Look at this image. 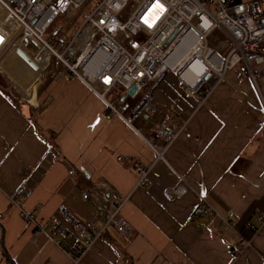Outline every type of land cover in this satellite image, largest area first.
Instances as JSON below:
<instances>
[{
    "label": "crops",
    "instance_id": "1",
    "mask_svg": "<svg viewBox=\"0 0 264 264\" xmlns=\"http://www.w3.org/2000/svg\"><path fill=\"white\" fill-rule=\"evenodd\" d=\"M14 45L0 60V236L3 230L4 246L16 264H72L65 248L48 235L52 225L40 231L27 226L10 202L20 186H25L22 207L36 210L43 221L57 215L69 231L63 244L70 249L81 238L58 214L60 203L98 227L104 221L95 212L101 197L127 196L121 215L133 234L125 237L108 228L78 264H264V219L257 221L264 218V61L254 65L255 73L263 72L255 78L242 64L229 70L203 102L199 94L186 95L175 75H167L154 98L183 129L164 160L151 168L148 182L136 187L133 163L147 167L154 160L143 138L111 115L79 78L53 72L42 83L50 58L35 61ZM139 97L137 92L123 100L127 111ZM50 130L56 132L52 153L45 140ZM153 131L150 123L142 126L149 138ZM176 187L183 194L168 196L166 191ZM83 191L89 198H82ZM201 199L213 211L187 222ZM229 212L235 227L222 222ZM244 239H251V247L235 256L231 248ZM0 264H7L1 246Z\"/></svg>",
    "mask_w": 264,
    "mask_h": 264
},
{
    "label": "built area",
    "instance_id": "2",
    "mask_svg": "<svg viewBox=\"0 0 264 264\" xmlns=\"http://www.w3.org/2000/svg\"><path fill=\"white\" fill-rule=\"evenodd\" d=\"M87 0H0L5 20L0 24V60L9 50L14 38L21 35L20 46L35 61L39 57L50 58V71L70 74L83 82L105 105L106 110L119 117L140 135L154 153V160L147 167L137 169L136 187L144 186L153 165L163 161V154L181 133L183 125L172 121V112L158 105L154 92L169 74H174L188 96L200 95L205 101L220 84L226 73L242 64L255 78L263 72H254V65L264 61V0L229 3L226 0H90L95 6L77 27L71 38L51 41L56 19L60 15L71 16ZM5 23L11 26H5ZM178 32L165 46L166 40ZM2 40V41H3ZM18 41V40H17ZM16 41V42H17ZM32 48L36 53L32 54ZM195 66L193 67V65ZM206 74L215 76L207 83ZM133 84L142 93L138 101L127 111L124 101L108 98L114 93H126ZM12 87L13 84H11ZM138 90V92H139ZM264 102V96H262ZM141 120L140 126L135 122ZM154 126V136L142 133V126ZM176 187L166 191L168 196L183 194ZM25 192L20 186L10 197L19 207L20 216L29 227L43 230L52 225L48 235L57 246L65 248L72 264H78L84 252L107 231L114 229L122 236L133 234V226L121 215L127 196L112 201L102 196L95 212L104 218L96 227L74 216L65 203L57 206V212L70 222L81 240L75 249L66 248L64 240L69 231L57 215L50 220H39L36 210H25L19 197ZM83 191L82 198H89ZM213 209L201 199L187 219L191 222L205 217ZM233 212L222 219L224 225L235 227ZM263 217L257 221L263 223ZM252 232L257 228L249 224ZM251 247V239H244L231 248L236 256Z\"/></svg>",
    "mask_w": 264,
    "mask_h": 264
},
{
    "label": "rangeland",
    "instance_id": "3",
    "mask_svg": "<svg viewBox=\"0 0 264 264\" xmlns=\"http://www.w3.org/2000/svg\"><path fill=\"white\" fill-rule=\"evenodd\" d=\"M95 6L93 1L87 0L84 4H82V6L76 11L74 12L71 16H64V15H60L58 16V18L56 19V22L54 24V27L56 29V27H60L58 34H57V38H71L72 34L75 32V30L77 29V27L81 24V22L84 20V18L86 17V15L92 10V8ZM0 12L2 13V15L4 16V11L0 8ZM1 22V20H0ZM21 38V35H18L14 38V40L12 41V44L9 46L10 48L16 43L17 40H19ZM0 44L3 45L4 42L1 40L0 38ZM31 50H33L32 54L36 53V49L32 48ZM7 53V52H6ZM52 73L50 71V68H48V73H47V77L44 78L43 82H46V80L48 79V74ZM174 75V74H173ZM41 87V85H40ZM39 87V88H40ZM15 90V88H14ZM39 90V89H38ZM142 93V90H139L138 92V96H140ZM38 94V93H37ZM110 96H108L109 98ZM128 98V97H127ZM115 99L120 102V96H116Z\"/></svg>",
    "mask_w": 264,
    "mask_h": 264
},
{
    "label": "trees",
    "instance_id": "4",
    "mask_svg": "<svg viewBox=\"0 0 264 264\" xmlns=\"http://www.w3.org/2000/svg\"><path fill=\"white\" fill-rule=\"evenodd\" d=\"M227 2L229 3H237L241 0H226ZM57 34H54L53 31L51 32V34L49 35V39L51 41H56L57 39ZM55 138H56V132L53 131V130H50L49 131V135L48 136H45V140L48 142V145H49V152L52 153L54 151V147H55ZM104 237V236H103ZM0 246H1V253H2V256L3 258L5 259V262L7 264H16L15 261L13 260V258L9 255V253L7 252V249L5 248L4 246V242H3V230H2V233H1V236H0ZM119 255L122 256V257H125L128 259V257L126 256L125 252L124 251H119ZM127 264H131V260H129L127 262Z\"/></svg>",
    "mask_w": 264,
    "mask_h": 264
},
{
    "label": "water",
    "instance_id": "5",
    "mask_svg": "<svg viewBox=\"0 0 264 264\" xmlns=\"http://www.w3.org/2000/svg\"><path fill=\"white\" fill-rule=\"evenodd\" d=\"M58 29H59V27H58ZM178 30H179V28L176 29V30L170 35V37H169V38L166 40V42H165V46H167V45L171 42V40L174 38V36H175L176 33L178 32ZM205 79H206L207 83L211 84V83L214 81L215 76L212 75V74H206ZM138 90H139V85H137V84H133V85H131V86L126 90V93L122 95V97L120 98V100L123 101V100H124L126 97H128V96H129V97H133V96H135V95L137 94Z\"/></svg>",
    "mask_w": 264,
    "mask_h": 264
},
{
    "label": "bare ground",
    "instance_id": "6",
    "mask_svg": "<svg viewBox=\"0 0 264 264\" xmlns=\"http://www.w3.org/2000/svg\"><path fill=\"white\" fill-rule=\"evenodd\" d=\"M5 16H6V15H5V13H4V19L1 20L0 24H3L4 22H6V20H5ZM5 26L10 27L11 25L5 23ZM0 38H1V40H3L2 37H0ZM4 41H5V40H3V42H4ZM19 47H20V41L18 40L12 49H13V50H17ZM194 66H195V64L193 65V67H194Z\"/></svg>",
    "mask_w": 264,
    "mask_h": 264
}]
</instances>
